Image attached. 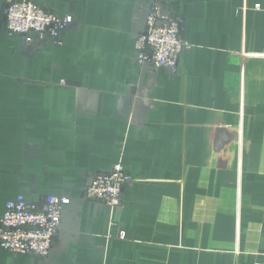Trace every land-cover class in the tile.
I'll use <instances>...</instances> for the list:
<instances>
[{"label": "crops", "instance_id": "obj_1", "mask_svg": "<svg viewBox=\"0 0 264 264\" xmlns=\"http://www.w3.org/2000/svg\"><path fill=\"white\" fill-rule=\"evenodd\" d=\"M154 1L35 0L72 24L26 44L0 0V215L69 200L47 257L0 264H264V0L163 1L174 71L137 60ZM116 165L121 204L85 199Z\"/></svg>", "mask_w": 264, "mask_h": 264}, {"label": "built area", "instance_id": "obj_2", "mask_svg": "<svg viewBox=\"0 0 264 264\" xmlns=\"http://www.w3.org/2000/svg\"><path fill=\"white\" fill-rule=\"evenodd\" d=\"M165 0H155L146 18L145 28L137 35L135 50L140 66L174 71L187 44L182 38L184 19H169L159 13ZM258 9V6H256ZM3 27L8 36H20L30 44L33 34H48L57 43L59 33L72 24L70 15L57 16L37 5L34 0H5ZM132 181L121 165L106 174L93 176L83 192L88 200H97L111 208L121 204L124 187ZM66 198L47 196L40 203L30 204L22 196L6 204L0 215V247L20 255L45 258L60 231ZM120 239H125L120 234Z\"/></svg>", "mask_w": 264, "mask_h": 264}, {"label": "rangeland", "instance_id": "obj_3", "mask_svg": "<svg viewBox=\"0 0 264 264\" xmlns=\"http://www.w3.org/2000/svg\"><path fill=\"white\" fill-rule=\"evenodd\" d=\"M34 2H35V0H34ZM36 3V2H35ZM37 4V3H36ZM38 5V4H37ZM41 7V6H40ZM43 8V7H42ZM44 9V8H43ZM46 10V9H45ZM49 11V10H48ZM56 15V14H55Z\"/></svg>", "mask_w": 264, "mask_h": 264}]
</instances>
